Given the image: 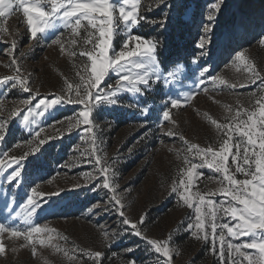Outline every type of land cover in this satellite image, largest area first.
<instances>
[{"label": "rangeland", "instance_id": "rangeland-1", "mask_svg": "<svg viewBox=\"0 0 264 264\" xmlns=\"http://www.w3.org/2000/svg\"><path fill=\"white\" fill-rule=\"evenodd\" d=\"M214 2L216 0H167L168 7H157V0H141L138 11L148 21L161 20L164 13H167V20H175L173 14L183 9L191 41L190 45L178 48L176 54L171 53L174 48L166 42L168 30L165 26L142 21L150 23L149 31L153 28L154 37L147 38L158 41L159 59L165 65L175 62L182 67L168 78L167 85H157L154 91L143 96L124 92L119 94L117 106L98 103L92 109L90 125L80 124L69 130L70 122L76 124L82 104L65 100L47 109L37 105L42 98L67 96L66 82L73 86L79 84L77 73L85 74V65L88 72L91 71L87 56L80 53L91 49L87 41L89 32L94 30L88 27L87 20H82L81 28L74 34L71 28L64 27L53 17V28L38 33L39 39L30 38L23 11L15 8L13 0V11L0 18V124L6 122L8 129L5 141L0 144V152L6 151L8 155L0 156V162L7 164L26 152L30 155L22 162L21 180L9 182L2 178L15 165L0 174V222L22 233L30 226L47 227L52 231L33 233L28 241L23 235L13 236L10 231L0 233V246L3 247L0 264H93L94 257L86 253L95 251L103 253L102 264H125L132 255L126 249L132 245H139L135 256L141 264H156L157 259L163 264L166 258L149 250L145 240L167 241L172 264H231L226 243L223 260L212 251L211 217L204 215L209 211L206 204L201 205L205 222L204 229L198 233L201 238L185 230L188 223L196 222L197 193L206 201H214L215 206L222 202L227 206L230 197H225L220 189L230 185L224 181L223 174L206 165L193 169L191 184L181 185L183 194L193 203L192 208L172 191L180 185L181 179L187 180L185 173L191 163H203L202 157L197 156L195 150L189 152L188 148L196 145L200 149L211 146L219 150L230 131V143L234 144L240 136L232 131L239 122L233 117L241 111V119H247L243 116L244 110H255L258 115L256 102L264 98V46L259 44L264 38V0H223L212 42L204 50L207 54L201 56L202 50L197 44ZM45 10H50V5H45ZM113 15L119 16L118 9ZM142 32L139 25L132 29L133 34L146 37ZM125 35V32L114 34L112 49L120 50ZM53 39L60 43L53 44ZM13 43L17 45L14 50L16 64L10 67L13 56L7 53ZM241 52L246 59L238 61L236 56ZM194 59L197 63L192 62ZM246 63L254 66L257 76L245 67ZM202 67H207L209 72L200 84L195 81L201 79ZM17 68L27 81L29 91L23 90L19 78L15 88L11 87V82L3 83L6 77L17 75ZM117 79L110 71L102 83L115 88ZM193 90L187 103L176 108L169 105L170 121H162L165 104L172 98L186 97ZM33 96L35 99L29 104L21 103ZM145 106L149 108L147 116L141 114ZM25 115L29 118L26 122ZM217 125L228 127L218 128ZM86 127L93 131L88 133ZM169 131L173 135H168ZM41 139L46 141L43 145H39ZM37 145L40 150L32 152ZM231 150L236 151L234 147ZM97 158L111 166L107 173L101 174L94 169ZM227 165L237 180L245 179L242 173L235 171L231 155ZM113 173L115 193L101 187L103 179ZM34 187L43 194L39 199L44 204L43 209L36 212H32L27 202ZM57 191L59 196L48 201V195ZM113 195L121 200L124 215L132 223L145 217L139 225L145 239L135 237L130 230L122 238L116 235L128 226L122 225L112 205ZM232 203L237 208L242 207L237 202ZM94 205H99L100 209L112 207V210L92 215L89 209ZM216 217L218 225L227 223L234 227L237 223L223 211H218ZM205 233L208 234L207 242L203 239ZM220 233L221 228L217 227L216 236ZM223 233L226 242H250L248 236L234 238L227 234V229H223ZM49 235L51 241L47 239ZM40 240L45 243L40 244ZM215 247L217 251L220 248L218 239ZM241 251L253 261L261 260L258 250L244 248ZM232 255L238 256L235 252ZM239 259L241 264H248L242 257Z\"/></svg>", "mask_w": 264, "mask_h": 264}, {"label": "snow or ice", "instance_id": "snow-or-ice-1", "mask_svg": "<svg viewBox=\"0 0 264 264\" xmlns=\"http://www.w3.org/2000/svg\"><path fill=\"white\" fill-rule=\"evenodd\" d=\"M45 5H50V10H45ZM223 5V0H216V2L210 5L211 10L206 15V22L203 23V35L200 36L197 47L202 51L201 56L206 55L204 51L207 46L212 42L214 35V28L216 27V20ZM141 6V0H15V8L17 10L22 9L23 16L26 18V25L29 31L30 38L39 39L38 33H45L46 30L53 28V17L58 18L64 27L71 28L73 33L76 34L81 28L82 20H87L88 27L93 29L94 32H89L88 44L92 45L90 50H85L80 54L87 56L90 61V69L88 72V66L85 65L84 73L77 75L80 76V83L73 86L71 83L66 82L67 96H56L53 99L42 98L39 100L37 107L41 105L45 109L51 108L53 105H60L65 100L69 103H78L83 105V110L78 113L76 124L69 123V130L72 127L83 124L88 126L92 123L90 116L92 109L99 104H108L111 106H117L119 104V94L127 92L135 96H143L148 92L154 91L155 86L168 84V78L174 75L176 70H179L182 66L175 62L169 66L165 65L163 61L159 59L158 54V41L155 39H148L141 35L132 33V29L138 26L142 21L159 23L163 27L167 23V13H164L163 18L159 21H148L146 16L140 15L139 8ZM168 7L167 0H157V7ZM118 9L119 16L114 17L113 13ZM152 9L149 8V11ZM13 11V0H0V18L6 17ZM163 11V9H161ZM62 13V14H61ZM117 32H125V38L121 44L119 51L112 49V41L114 34ZM53 44L60 43L59 40L53 39ZM75 43V41H73ZM259 44L264 46V38L259 40ZM131 45V46H130ZM16 44L13 43L9 46L7 55L13 56L12 62L9 65L12 67L16 64L14 50ZM112 51L111 56L109 55ZM245 54L243 52L237 54L236 60H245ZM193 63H197L194 59ZM245 67L252 71L253 76H257L253 65L245 64ZM117 75L118 79L115 88L105 81L109 72ZM209 72L207 67H202L199 71V79L196 83L203 84L205 74ZM17 75L15 77H6L3 83L11 82V87L17 86V78L23 87L24 91H29L27 81L20 75V70L16 69ZM167 73V75H165ZM217 78H213L215 81ZM255 82V81H253ZM223 83V81H221ZM95 89V91H93ZM194 91H190L186 97H175L170 99L165 104V109L162 112V121H170V109L179 107L182 103H187L191 99ZM74 94V95H73ZM35 97H30L21 101V103L27 105ZM256 104L259 106V114L256 111H243V116L247 119H241V111H237L233 120L239 122L235 125L232 131L239 133L240 139L235 143L232 141L231 131L226 133L227 139H223L220 144L219 150H215L209 146L206 149H200L196 145H191L188 148L189 152L195 150L197 156L202 157L203 163L197 165L191 163L190 167L186 169L187 180L181 179L180 185L173 188V192L178 194L188 208L193 207V203L190 202V198L183 194L181 185L187 187L192 182L193 169L197 167L207 166L209 169H213L217 173H222L224 181H227L230 187L221 188L220 192L225 197H230L227 202V206H224L223 202L219 206L214 205V201L205 200L204 196L197 193L198 204L195 208V224L188 223L185 230L189 234L196 238L199 237V230H203L205 227L204 219L201 216V205H207L208 212L204 215L211 217V229L213 235V247L212 251L217 254L223 260L224 257V245L227 244V251L231 264H241L239 257H242L248 262V264H264V98L257 100ZM31 112V109H28ZM149 108L143 107L142 115L147 116ZM28 116L25 115L23 120L28 121ZM70 119V118H69ZM213 123H216L213 121ZM218 128H226L227 125H217ZM43 131V129H41ZM85 131L91 133L93 129L86 127ZM173 135L171 131L167 133ZM8 135V129L5 124H0V144L5 141V137ZM39 136V132L36 133ZM46 141L44 139L39 140V145H43ZM95 142V141H93ZM39 145L32 149V152L39 151ZM236 151L232 152V148ZM241 149L243 151L241 152ZM8 153L0 152V156H7ZM30 153H24L21 157L13 158L7 164L0 162V174H3L4 169L15 165L12 171L7 174H3L2 178L9 182H15L22 179L21 168L24 159L29 156ZM229 155L232 157L233 163L236 165L235 171L242 173L245 179L237 180L233 174L230 173L227 161ZM99 167H96V166ZM94 169L105 174L108 172L110 165L101 163V160L97 158L93 165ZM250 177V179H249ZM91 178V177H90ZM114 173L112 176H108L103 179L101 187L103 189H111L115 193V184L113 182ZM258 185V187H257ZM32 195L28 196V204L31 206L32 212H36L37 209H43V202L39 199L43 194L38 192L34 187L31 189ZM208 195H214V193H208ZM53 196H59V192L50 193L47 200L50 201ZM237 202L242 207L237 208L233 206L232 202ZM112 205L115 207L117 214L121 217V223L124 226H128V229H121L116 235L122 238L128 234V230L135 237L145 239L142 229L139 227L145 220L144 216H141L137 223H132L125 215L123 204L121 200L115 195L111 197ZM7 206V205H6ZM112 207L100 209L99 205H94L89 209L90 214L95 215L98 212L111 211ZM223 211L225 215H230L237 223L234 227H230L227 223L217 224L216 213ZM31 215V214H29ZM100 227V225H97ZM221 228V233L217 237L216 229ZM223 229H227V234L231 237L238 238L243 236L250 237V242H242L241 244H233L231 241H225ZM10 231L13 236L23 235L26 241L32 238L33 233H50L52 230L47 227L41 228L36 226H30L22 233L16 228L6 227L4 223L0 222V233ZM104 235L108 233L105 231ZM48 241H51L52 237H47ZM205 242L208 240V234L203 236ZM219 240L220 248L216 250V240ZM149 246V250L154 251L156 254H161L166 258L163 264H172V252L167 241L159 240H145ZM40 244H44L45 240H40ZM33 245L35 242L33 241ZM139 245H132L126 249V252L131 255V258L125 262V264H141L137 260L135 253ZM255 249L261 255L260 261H253L252 257L241 249ZM3 251V247L0 246V252ZM233 252L238 254L237 257H233ZM33 253H35V246H33ZM67 254V253H65ZM87 256L94 257L93 264H102L103 253L101 251L87 252ZM156 264H161L159 259L156 260Z\"/></svg>", "mask_w": 264, "mask_h": 264}, {"label": "trees", "instance_id": "trees-1", "mask_svg": "<svg viewBox=\"0 0 264 264\" xmlns=\"http://www.w3.org/2000/svg\"><path fill=\"white\" fill-rule=\"evenodd\" d=\"M184 8V7H183ZM183 9L179 8L175 14V20H167V23L164 25L167 28L166 33V42L168 45L174 48V50H171V53L176 54L177 49L181 48L182 46L190 45L191 38L190 35V29L187 19H183L182 15ZM150 23H143L141 22L139 24L140 29L143 31L144 36H153L154 34L151 31L149 27ZM158 27V24L155 25ZM179 56V55H177Z\"/></svg>", "mask_w": 264, "mask_h": 264}]
</instances>
